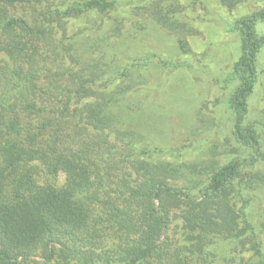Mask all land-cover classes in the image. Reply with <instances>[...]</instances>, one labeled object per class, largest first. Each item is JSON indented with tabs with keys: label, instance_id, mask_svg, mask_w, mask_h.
Instances as JSON below:
<instances>
[{
	"label": "trees",
	"instance_id": "obj_1",
	"mask_svg": "<svg viewBox=\"0 0 264 264\" xmlns=\"http://www.w3.org/2000/svg\"><path fill=\"white\" fill-rule=\"evenodd\" d=\"M177 1L0 0V52L5 55L0 63V264H28L27 259L54 235L80 232L91 250L79 256L78 263L66 246L44 249L45 260L147 264L165 255L164 235L174 211L180 212L197 239L186 253L176 252L178 264H189L195 251H209L217 243L237 253L249 244L253 261L242 264H264L259 237L264 230L262 124L246 122L259 80L257 63L264 37L258 27L264 25V6L237 23L238 57L233 69L240 84L233 92L228 120L235 157L206 177L191 172L185 185L170 182L169 172L176 168L159 162L158 155L166 152L163 147L137 144L133 118L137 105L130 102L136 86L128 83L104 91L110 79L118 73L128 75L132 65L118 66L113 77L105 79L93 67L104 55L94 56L88 48L103 43L104 17L123 7L150 11L158 24L176 34L179 49L188 52L183 30L189 28ZM91 11L100 17L78 44L89 54L72 58L80 68L52 70L63 56L57 35L68 21ZM166 66L170 74L187 64L177 58L167 60ZM87 97L94 99L81 106ZM261 116L264 119V112ZM95 130L113 132L135 152L123 154ZM36 161L51 177L64 172L65 185H39L26 167Z\"/></svg>",
	"mask_w": 264,
	"mask_h": 264
},
{
	"label": "rangeland",
	"instance_id": "obj_2",
	"mask_svg": "<svg viewBox=\"0 0 264 264\" xmlns=\"http://www.w3.org/2000/svg\"><path fill=\"white\" fill-rule=\"evenodd\" d=\"M232 1L233 4H224L221 0L177 1L189 28L188 31L183 30L188 52L179 49L176 34L158 24L150 16V11L132 7L108 13L100 31L104 37L103 43L93 50L88 48L94 56L99 53L104 55L99 64L96 62L97 65H93L104 79L112 78L118 66L132 65L128 75L118 73L110 79L104 91L109 92L119 86L123 88L128 83L136 86L130 102L135 101L137 105L133 113L137 125L134 128L139 136L137 144H144L148 148L157 145L165 149L166 152L158 155V160L170 162L176 168L168 176L176 186L185 185L186 177L193 171L201 172L203 178L235 157V152H232L235 142L229 135L228 120L232 119L231 98L240 84L233 69L238 57L237 23L254 10L262 8L264 0ZM99 17L91 11L68 21L66 29L57 35L64 46L62 61L55 63L52 70L60 73L78 71L81 65L72 58L83 59L89 54L78 44L88 34L86 28ZM258 29L264 37V25H259ZM4 58L5 55L0 52V63L4 62ZM177 58L184 60L187 66L173 69L172 73L167 74L170 69L166 61ZM257 68L259 80L256 96L246 122L257 120L262 124L260 129L264 142V119L259 117L264 112V44ZM89 69L92 68H86L83 74H88ZM161 85L162 89L158 91L156 87ZM137 86H140L138 91ZM93 99L87 97L80 105ZM95 131L101 138L112 141L123 154H133L134 149L127 140L117 138L109 130ZM134 157L145 158L143 155ZM154 158L150 160L158 162ZM26 167L34 172L39 185L61 188L66 183L64 172L51 177L40 162L29 163ZM258 216L261 220L260 213ZM171 218L163 240L165 255L162 258L153 257L147 264H178L176 252L183 249L182 253H186L197 241L196 235L185 226L179 211H174ZM259 237L264 255V230ZM53 238V241L46 240L27 259L28 264H65L59 257L45 260L44 249L55 248L57 251L61 246H66L75 263L79 262V256L87 255L91 250L82 232L54 235ZM252 255L249 244L244 251L237 253L236 249L217 243L209 251H195L189 258V264H242L245 260L252 263Z\"/></svg>",
	"mask_w": 264,
	"mask_h": 264
}]
</instances>
